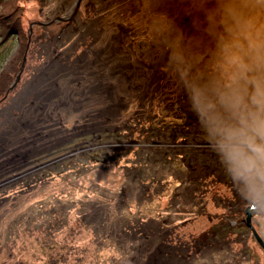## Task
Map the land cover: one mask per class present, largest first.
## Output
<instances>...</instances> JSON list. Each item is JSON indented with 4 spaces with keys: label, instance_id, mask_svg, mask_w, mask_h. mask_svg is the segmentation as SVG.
<instances>
[{
    "label": "rangeland",
    "instance_id": "rangeland-1",
    "mask_svg": "<svg viewBox=\"0 0 264 264\" xmlns=\"http://www.w3.org/2000/svg\"><path fill=\"white\" fill-rule=\"evenodd\" d=\"M163 64L146 0H0V264H264Z\"/></svg>",
    "mask_w": 264,
    "mask_h": 264
},
{
    "label": "clouds",
    "instance_id": "clouds-1",
    "mask_svg": "<svg viewBox=\"0 0 264 264\" xmlns=\"http://www.w3.org/2000/svg\"><path fill=\"white\" fill-rule=\"evenodd\" d=\"M162 70L243 206L264 220V0H146Z\"/></svg>",
    "mask_w": 264,
    "mask_h": 264
},
{
    "label": "flooded vegetation",
    "instance_id": "flooded-vegetation-1",
    "mask_svg": "<svg viewBox=\"0 0 264 264\" xmlns=\"http://www.w3.org/2000/svg\"><path fill=\"white\" fill-rule=\"evenodd\" d=\"M178 104H180V102H179ZM181 119H182V116L173 119L171 125L173 124L172 126L175 128V130H176L177 127H179L178 129H181V127H185V124H186V123H185L183 126H181L182 123H181V124H178V121H177V120H181ZM140 122H141V121H140ZM140 122H139V123H140ZM140 126H142V125L139 124L138 127H140ZM178 129H177V130H178Z\"/></svg>",
    "mask_w": 264,
    "mask_h": 264
},
{
    "label": "water",
    "instance_id": "water-1",
    "mask_svg": "<svg viewBox=\"0 0 264 264\" xmlns=\"http://www.w3.org/2000/svg\"><path fill=\"white\" fill-rule=\"evenodd\" d=\"M246 212L247 213H249L248 212V210L246 209ZM247 224L248 225H250V221H249V218H248V220H247ZM251 226V225H250ZM254 234H255V237H256V239L258 240V242L260 243V245L262 246V248L264 249V241L263 240H261L258 236H257V234H256V232L254 231Z\"/></svg>",
    "mask_w": 264,
    "mask_h": 264
},
{
    "label": "bare ground",
    "instance_id": "bare-ground-1",
    "mask_svg": "<svg viewBox=\"0 0 264 264\" xmlns=\"http://www.w3.org/2000/svg\"><path fill=\"white\" fill-rule=\"evenodd\" d=\"M264 250V249H263Z\"/></svg>",
    "mask_w": 264,
    "mask_h": 264
}]
</instances>
